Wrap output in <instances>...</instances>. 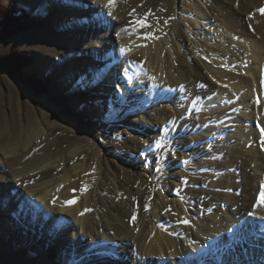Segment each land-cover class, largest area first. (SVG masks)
I'll list each match as a JSON object with an SVG mask.
<instances>
[{
    "label": "bare ground",
    "instance_id": "bare-ground-1",
    "mask_svg": "<svg viewBox=\"0 0 264 264\" xmlns=\"http://www.w3.org/2000/svg\"><path fill=\"white\" fill-rule=\"evenodd\" d=\"M211 1H214L215 7L217 8V12L215 11V13L211 10L208 11V6L206 7L202 0H183V9L180 12L181 20H184V22L188 26L191 25V27L203 25L210 17H214L216 20L215 22L221 24L219 27H216L217 30L213 31L216 33H214V36L206 35L203 37V40H189L190 44L195 43L196 45L193 53L195 52L197 56H204V60H206H202L201 63H196L197 60L194 61L191 59V62L186 53H184V59L179 57L178 60H175L172 58L168 48L169 39L167 36H165V39L161 40L152 39V37L156 36L157 32H159L160 21L166 20L169 22L164 29L172 31L176 39H181L179 47L184 49L187 48L184 39V31L186 30L182 28L176 17V9L171 8V4L174 0H115V4L111 8L108 6V0H82L81 8H85V12H83V15L81 14V29H77V31L73 33V36L67 37V41L75 50L73 51L75 55H72V58H75H70L71 63L66 67L67 71H71L69 85L73 84L77 88L79 86V88L81 87L89 91V93L95 92L96 94V92H99L98 88H100L96 81L98 77L91 76L93 74L90 73V71H88L87 74V71L83 72L82 69L95 68L97 70L96 73L99 74L101 72L102 76L105 70L104 67L107 65H105L106 62L102 63L101 56L96 55L93 49L98 47L101 48L97 46L98 44L107 46L106 49L110 54L107 56L109 60L108 64L111 65L112 71L115 72L114 65L119 61L118 68H121L120 72H124L123 74L129 83L126 84L129 85V87H131L132 84L131 79L134 71L136 76V80L134 79L135 84L144 82L146 85L145 87L149 88L148 91L150 93L147 94L146 102L150 99H154L156 96H164L167 92H171L175 87L174 82H180L179 80L175 81L174 77L179 76L180 79H182V83L185 82L184 85H187L191 78L192 80L194 78L193 82L196 83L194 92L191 93L190 96L185 97L186 94L183 95L177 103L181 113L176 115L177 112L175 111L171 114L166 110L155 111L154 109L147 110V115L145 114L143 118L148 121L150 120L152 123L155 121V124L161 125L160 127H163L165 132L168 126L172 128L179 125L178 121L181 119V116H186L188 112L193 111V113L197 114V116H195L196 122H198L197 124L201 125V123H204L209 137L210 135L218 137L222 136L224 133L227 135L232 133L226 140L217 144L219 150L217 151L216 159H212L202 165L201 163L194 164L199 167L198 169L200 170L205 168L210 169L201 175V178L205 179L206 182H211V186H208V188L202 191H198V189L193 191L190 189L189 192H186L183 190L193 179H191V175H186L185 172H187V170L196 171V167L193 169V166L191 167L188 164L187 166L185 162V168H183L182 171L176 172L177 176L181 178V181L171 182V184L166 183V186H161L163 190L154 198V201L150 202L147 199L149 196L147 195V197H144V194L146 189H149L147 193L151 194L154 183L148 186L143 175L141 173L138 175V173H136L135 170L133 171L126 162L120 161L121 163L118 164L119 169L113 178L111 176L113 173L111 175L108 174V170L104 172L106 174H102L100 166L102 159H100V153L92 147L81 144L78 149L71 150L70 148L72 145L68 144L69 141L58 140V137L55 138L57 134L55 130L61 128L68 130L70 126L73 127V125L75 129V125H79V123H73V125L69 126L67 125L69 123V118L67 116H62L59 119L53 120V122L47 126L49 127L48 130L50 134L44 136V132L38 130L40 126L39 121L31 118L28 125L21 124L18 116V107L12 118H7L5 114L0 113V146H2L1 150L3 151L0 156V164L2 165L0 169V193L3 196L4 193L8 192L6 188L4 190L6 186H15L17 190L33 193V202L31 200L29 201L31 203V208L30 205L26 207H29V210L27 209V213L29 214L27 220L31 225V222L36 220V217L39 216L40 220V217L43 215L38 213L36 202H39V205L44 203L45 207L51 212L55 222L62 219L61 214L63 213L74 221V225H77L80 231L73 229V237L83 234L82 236H85V239L83 238L84 240H81L79 246L76 245L77 247H72L75 248V250H70V247H67V256H65L67 261L70 260L71 262H75L73 261L74 257H70V255L75 254L78 259L77 264H94V260L91 257H86L87 255H100L99 257L102 259L105 258V254H117L118 251L115 252L116 245L125 246L127 249L125 243L128 241L132 244L131 249H129L132 253L130 254L131 257H133V264H136L137 254L142 262L144 260H151L153 257H157L158 259H163V257H165L168 259L169 256L183 257L186 262L190 261L192 257H188V252L194 251L197 253L198 248L201 246V250L199 251L204 253L206 242H212L214 240L210 238V235L205 236L199 234V227L192 224L190 208L195 206V194H201L199 196V206L203 212L201 217L204 224L209 225L213 231L220 232L226 229L225 222L221 225L212 220L210 216L215 214L220 221L224 219V216L222 217V212H224L229 218L230 223H232L238 222L240 218L247 217L248 215L250 216L249 212L254 209L252 214L253 218H256V216L257 218L262 217L264 221V205L261 204L258 205V207L256 205L260 186L264 184V182L263 180L260 184L252 182L257 178L258 173L264 171V132H262V129H264V13L257 11V9L263 8L264 0ZM154 4L156 6V11L151 14L155 25L153 31L150 32L152 34L151 37L148 36V38H140L138 40L134 38L119 39L116 44L117 46L114 48V52L110 53V41L120 36L123 31L122 25L125 23L130 25L134 24L131 25V30L143 31L146 26L141 27L139 21H144L145 23L148 20L147 17ZM58 5V2H56L54 8ZM88 5H91L90 10H92L94 14L92 16V24L96 26L94 29L91 27L86 28L83 24L86 16L88 17V14H86ZM99 6H102L103 12L100 18L105 19L104 13L111 12L109 17L113 20L110 22V27H105L102 20L99 19L98 14L101 13V11L98 10ZM75 24H78V21H75ZM247 25H252L254 33H250ZM208 27L211 29L213 28L212 24L208 25ZM135 30L133 32H137ZM234 35L241 36V40L238 41L233 38ZM125 48L129 50L122 51V49ZM73 52H71V54H73ZM50 54L52 53L50 52ZM85 56H87L88 59H85ZM129 61L134 67L132 71L128 69ZM200 64H202L210 76L216 80L215 82H212L214 80L213 78H211L213 80L210 81L206 79L205 75H202L200 72V66L202 65ZM239 64H241V67H237ZM59 69L62 70L63 68L60 67ZM114 75L113 73L111 80L108 78V81H111L112 84H114L113 81L116 80ZM98 76L100 80L104 78H102L100 74ZM159 82L165 85L161 87V89L157 88L156 90L154 86H157ZM134 88L137 90L140 86L136 85ZM184 89H186V86H184ZM131 90L125 89V93H122L123 96H121L120 92L119 98L124 100L126 94H130ZM130 96L132 97L133 95L130 94ZM51 97L52 96L48 98V102L52 99ZM129 100L127 101L132 102L130 97ZM84 101L87 103L91 102L90 99L81 98L77 106L81 107ZM114 101L115 99L112 101V106L116 105ZM197 101L201 106L197 104ZM132 104L133 102L131 105ZM53 109L54 107L52 104L48 103L44 106L42 118H46V115H51L52 112L61 111L59 107L52 111ZM82 110L83 112H81ZM232 110H236L235 113L232 112ZM81 111L83 118L92 121L93 117L88 118V113H84V107L81 108ZM241 111H243V113H241ZM239 118H245L249 122L252 118H255L253 120V127L250 126L253 131L250 132L244 125L239 124ZM100 119L101 117L97 116V120ZM183 125H185V123ZM183 125L181 127H183ZM260 125L263 126V128H261ZM191 126H187L189 130L193 129ZM187 127L184 126V128ZM257 128H261V130L259 129L258 132ZM196 140H198L197 145H200L206 142L208 138L199 135L193 137L192 141H186L184 139L177 143V145L181 146V149L176 148L177 152L180 154V160L186 161L187 158H185L183 148L194 143ZM227 140L231 141V145H229L230 143L228 144ZM30 142L32 143L31 149H26V145ZM62 143H67L69 150L62 153L59 149L57 151L58 153L55 152ZM199 147H201V145ZM35 149L38 151L42 150L47 154L37 158L36 162L32 164L31 162L25 163V160L28 159L29 156L35 154ZM129 152H132V150H129ZM90 153H92L93 158H90ZM136 154L138 155V152H136ZM81 155H85V159H79ZM108 160L110 161L112 159ZM252 172H254L256 176L253 177ZM216 173H219V177L215 179L213 176H215ZM119 176L120 178L122 176V182L125 184L126 190L124 189V193L116 182ZM85 184L88 185V190L82 191ZM62 185L63 187H61ZM110 185L113 186L110 187ZM172 186H174V191L178 194L177 196L180 199L187 195L189 198L191 197L192 200L189 202L182 201L180 203L176 199H171L170 197H166L167 195H163L165 191L172 192ZM56 187L60 189H57L58 191L55 192ZM106 188H111L112 195L115 194L116 197L119 195H128L129 200L123 201L120 199L121 201H116V198L107 197V201H104L101 197V192L106 191ZM72 189H76V191L73 192ZM52 192L54 194H52ZM73 197L78 198L74 206L64 203L66 200L72 199ZM21 199L25 201L24 198ZM100 199L101 205L107 208L106 212L100 209L96 211H85V209L92 208L91 210H93V208L99 207ZM134 199L140 201L139 206H135L136 203ZM3 200H5L4 197ZM11 200H13L14 203V198ZM8 201L10 200L7 198V200H5V209L7 211H12L14 205L12 207L11 203ZM18 203L20 202L16 203L17 209L22 210L24 215L25 208L20 209L21 205L19 206ZM145 205L153 207L152 216H160L163 220V230L160 225L158 226L155 222H152V216L150 218L148 216L149 214L145 215L142 211ZM135 210L140 211V214L137 215L138 212ZM192 211L195 212L194 210ZM80 213H83V215ZM160 213H162L165 218L161 217V215H159ZM133 215L136 216L135 222L132 221ZM12 217L14 218V216H11V218ZM11 218L9 217L8 220L13 223L14 221ZM185 219L189 221L188 224L182 223ZM19 221L20 220H18V222ZM14 224L15 223H13V225ZM15 226L17 228L19 227V231H27L26 235L31 234L30 229L28 230L31 226L24 229V223L22 222L15 224ZM50 227L48 228L49 230H51ZM51 228L52 231H55L56 227ZM244 228H247V235H252L254 231L258 230L257 226L253 224L249 226L248 223L245 227L243 224L241 225V231H244ZM42 230L44 229L40 224V228H38L37 231L35 230V232H41ZM234 231L235 230L228 235H233ZM259 231L264 233L262 228L259 229ZM56 236V234H53L52 237H47L49 246H44L45 241L40 242L43 237L37 236L36 239L38 244L33 245L39 246L43 248V250L45 248V250L51 254L54 250L53 245H56V241H54ZM230 237L231 236H225L223 239L220 237L213 242L217 244L219 249L217 257L218 255L222 257L220 254V248H223L221 241L225 240L226 242L227 240L228 242ZM121 242L124 243L121 244ZM64 246L66 248V244H64L63 247ZM126 249L123 248V250L127 251ZM222 250L229 254V256L239 255V258H244V251L240 242H237L236 246L232 249ZM253 251V253L256 254V248H253ZM255 254L252 256L253 259ZM212 255L213 254H211V256ZM62 256L63 255H61V258ZM217 257H215L214 260H216ZM46 258L45 256L44 259L47 260ZM219 259V262L222 263V259ZM245 259H247L248 263V258L246 257ZM66 262L63 261L61 264H67ZM197 262L201 264L198 257ZM112 263L114 262H107L104 264ZM151 264H153V262H151ZM159 264H163V260H161ZM235 264H239V262L237 261Z\"/></svg>",
    "mask_w": 264,
    "mask_h": 264
},
{
    "label": "rangeland",
    "instance_id": "rangeland-1",
    "mask_svg": "<svg viewBox=\"0 0 264 264\" xmlns=\"http://www.w3.org/2000/svg\"><path fill=\"white\" fill-rule=\"evenodd\" d=\"M56 2H58L59 5L54 8ZM202 2L205 4L206 7L208 6V11L211 10L214 13L215 11L217 12V8L215 7L214 1L202 0ZM81 5H82V0H0V8L7 9V8L16 7L26 12V16L23 17L20 21L14 23L7 30L6 35H4L0 39V105H2L0 106L1 107L0 113L5 114L7 118L10 117L12 118L14 117L16 113V108L18 107L19 108L18 116L20 118L21 124L28 125L31 118L39 121L40 126L38 130L44 132L45 134L44 136L50 134L48 130L49 127L47 126L50 123H52L53 120L59 119L62 116H67L69 118V123L67 124L69 126L73 125V123H79V125L78 124L75 125L76 126L75 129L73 125V127L70 126V129L68 130L62 128L55 130V132L57 133V134L55 133L56 134L55 138L58 137L57 138L58 140L69 141L68 144L72 145L70 148L71 150L78 149L81 146V144L85 146L89 145L90 147H92L94 150L100 153L101 156L100 159H102V162L100 164L102 174H106L104 172L105 171L107 172L108 170L107 172L108 174L111 175L113 173L111 175L113 178L119 169L118 164L121 163L120 161L126 162L133 169V171L135 170L136 173H138V175L139 173L143 175V178L147 181L148 186L151 183H154L152 188L153 190L151 189V194L147 193V190L149 189H146L145 194L146 193L147 194L146 195L144 194V197H147V195L149 196L147 199L150 202L154 201V198L158 194H160L161 190H163L161 189V186L162 187L166 186V183L171 184V182L174 183L181 181V178L177 176L176 172L182 171L183 168H185V160L183 161L180 160L179 158L180 154L179 152H177L176 148L181 149V146L177 145V143L180 142L181 140L183 141L184 139L186 141H192L193 137L202 135L208 138V140H206V142L204 143H201L200 144L201 147H199L200 145H197L198 140H196L194 141V143L187 145V147L183 148L185 158H187L186 165L188 164L191 167L193 166V169L196 167L195 168L196 171L187 170V172H185L186 175L189 176L191 175V179L192 178L193 179L190 181L189 185L186 186L183 190L186 192H189L190 189H192L193 191L197 189L198 191L199 190L202 191L203 189L208 188V186H211V182H206L205 179L201 178L202 173H205V171L210 169L205 168L200 170L198 169L199 167L195 166L194 164L201 163L202 165L209 162L212 159H216L217 158L216 154L217 151L219 150L217 144L226 140L227 137L232 133L228 135L224 133L222 136H218V137L216 136L218 139L214 135H210L209 137V134L206 132L204 123H201V125L197 124L198 122H196V117H195L197 116V114L193 113V111L188 112V115L186 114V116H181L180 117L181 119H179L178 121L179 125H176L175 127L172 128L168 126L169 131L167 128L166 130L167 132L166 131L164 132L163 127H160L161 125L160 126L156 125L155 121H153L154 123H152L150 120L148 121L147 119L143 118L145 114L147 115V110H154V109L155 111L166 110L168 113L171 114L174 113L175 111L177 112L176 115L181 113L177 103L180 101L183 95L186 94L185 97L190 96V94L194 92L195 89L194 87L196 86V83L193 82L194 78L193 80L191 78L188 84L184 85L185 82L182 83V79H180L179 76L174 77L175 81L179 80L180 82H174L175 87L174 89L171 90V92L169 91L170 93L167 92V94H165L166 96L165 95L159 97L156 96L154 99H150L146 102L145 100L147 94L150 93L148 91L149 88L145 87L146 85L144 84V82H142L144 85L142 83L135 84L136 76L134 74V71L131 79L132 84L131 87H129V85L126 84L128 83V81L123 74L124 72H120L121 68L120 67L118 68L119 61L115 63L114 65L115 72H113L111 69V65L108 64L109 60L107 56H109L110 54L109 51H107L106 49L107 46L98 44L97 46H100L101 48L98 47L93 50L96 53V55L101 56L102 63L106 62L105 65L107 66L104 67L105 70L102 76H101V72L99 73L102 78L103 77L105 78V80L104 78L100 80V77L98 76L99 74L96 73L97 70L95 68L92 69L84 68V70L82 69V71L83 72L87 71V74L88 71H90V73L93 74L91 76L98 77V80L96 81L97 84L100 86V88H98L99 92H96V94L95 92L89 93V91L84 90L81 87L79 88V86L77 88L73 84L70 85L68 84L71 71L70 70L67 71L66 67L67 65L69 66V64L71 63V59L75 58V57L72 58V55L73 56L75 55L73 52L75 50L73 49V46L70 45V43L67 41L68 40L67 37L73 36V33L76 32L77 29L78 30L81 29L80 25L82 23V15L83 12H85V8L84 9L81 8L82 7ZM262 7L264 8V6ZM90 8L91 5H88L86 9V14H88V17L86 16V19L84 20L83 24L85 25L86 28L91 27L94 29L96 27L94 26V24H92L93 21L92 16L94 14L92 10H90ZM171 8L176 9V15H177L176 17L180 22L182 28L186 30L184 31V36H185L184 39L186 41L187 48L184 49L179 47L180 46L179 44H181V39L179 38L176 39L172 31H168L164 29V27H166L169 22L166 20L160 21V29L158 30L159 32H157L156 36H153L152 39L154 38L156 40H161V39H165V36H167V38L169 39L168 48L172 55L171 57L174 58L175 60H178L179 57L184 59V53H186L187 56L190 58L191 62L192 60L194 61L197 60L196 63L197 62L201 63L202 60L206 61L204 60V56H200V55L197 56L195 52L193 53L194 48H196V45L195 43L190 44L189 40L190 39H192L193 41L198 39L203 40V37L206 35L214 36L215 32L213 31L217 30L216 27H219L221 24L216 23L214 17H210V19H208L206 23L204 22L203 25H199V26L197 25L191 27V25L188 26L184 22V20H181L180 17L181 16L180 12L183 9V0H174V2L171 4ZM98 10L101 11V13L98 14L99 19L102 20V23L104 24L105 27H110L109 26L111 24L110 22L113 19L109 17V13H106L107 15L104 13L105 19H103L100 18L102 17V13H103L102 6H99ZM155 11H156V6L154 4L151 7V12L149 14V16L150 15L151 16L147 17L148 22L147 21L145 22L146 27L143 29V31L135 30L138 33L133 32V30H131V25L134 24L130 25L125 23L126 25L125 24L122 25L123 31L121 32L120 36L110 41L109 44L110 45L109 47L111 49L110 53L114 52V48L117 46L116 44L118 43L119 39L134 38L138 40L140 38L141 39L148 38L147 33L152 32L155 25V22L153 21L151 14L154 13ZM75 21H78V24H75ZM211 24L213 26L212 29L208 27V25ZM247 26L250 28L249 29L247 27L250 33L251 32L254 33V29L252 25H247ZM233 38H235L238 41L241 40V36L239 35L238 36L234 35ZM50 52L52 54H50ZM71 52H73V54H71ZM13 55L17 56V59L22 60L21 62L26 63L25 66L22 67V69L18 72L10 70L6 66L7 64L6 60L9 59V56H13ZM85 59H88V57L85 56ZM60 67L63 69L62 70L59 69ZM237 67H241V64L237 65ZM128 69L129 71H132L134 69L133 64L130 63V61H129ZM200 70L202 75L203 76L205 75L206 79L210 81L214 79L206 71L203 65L200 66ZM111 72L112 74L113 73L115 74L114 78L116 80L113 81L114 84H112L111 81H108V78H110V80L112 78ZM215 81L216 80L214 79L212 82ZM136 85L140 86V88L137 90L134 88ZM164 85L165 84H160L159 82V84L157 86H154V88H156V90L157 88L161 89V87H163ZM184 86H186V89H184ZM102 87L104 88V92ZM124 88L128 89L129 91L131 89L134 90H131L130 93L133 95L132 97L128 93L126 94L124 100H122L119 97H120V92H121V96H123L122 93H125ZM50 96H52L51 97L52 99L49 100L48 102L47 100ZM129 97L132 99L133 102L132 105H131L132 102H129L130 101ZM81 98L90 99L91 102L87 103L84 101V104L81 105V107L77 106ZM114 99L116 105L112 106L113 105L112 101ZM48 103L53 105L54 109L52 111L56 110L57 107H59L61 111L52 112L51 115L50 114L46 115L47 117L43 119L42 118L43 108ZM198 105L201 106L200 104ZM83 107H84V113H88V118L93 117L92 121L82 117L81 112H83V110L81 111V108ZM235 111L236 110H232V112L234 113ZM241 113H243V111H241ZM97 116L101 117V119L97 120ZM243 119L242 118L238 119L239 124L244 125L245 128L249 129L250 132L253 131L251 129L253 127V120L255 118H252L250 122L247 121L245 118ZM185 120H187L188 122ZM184 123L185 125H183ZM182 125L183 127H181ZM184 126L185 127L191 126L194 130L193 129L189 130L188 129L189 127L184 128ZM261 128H263V126H261ZM261 128L259 129L261 130ZM157 141L160 142L162 147L160 148L156 147ZM228 144L231 145L230 140L228 141ZM31 146L32 143L30 142L29 144L26 145V149H31ZM1 147L2 146H0V156L2 155L3 152L1 150ZM59 149L61 150L60 152L62 153L69 150V148L67 147V143H62V145L58 147V149H56L55 152H57ZM129 150H132V152H129ZM34 152L35 154L29 156L28 159L25 160V163L31 162L32 164L33 162H36L37 158L45 156L47 154L42 150L38 151L36 149L34 150ZM136 152H138V155L136 154ZM89 155L90 158H93L92 153H90ZM79 159H85V155H81ZM108 159H112V160L109 161ZM1 166L2 165L0 164V169ZM197 169L200 171H198ZM252 174L253 177L256 176L254 172H252ZM263 174L264 171L258 173L257 178L252 182L256 184H260V182L262 183V180L264 182ZM213 177L215 179L218 178L219 173H216V175ZM121 178L119 176V179L118 181L116 180V182L118 186L121 187L122 189L121 191L124 193L126 188ZM112 186L113 185H110V187ZM5 188L6 191L8 192L4 193L3 196L0 193V264H61V262L63 261L66 262L67 259L65 258V256H67V247L68 248L70 247L69 248L70 250L71 249L75 250V248L72 247L79 246L81 240L85 239V236L84 237L82 236L83 234L73 237L74 236L73 229L80 231L79 227L77 225H74V221L64 213L61 214L62 219H59L57 222H55L54 221L55 219H53L51 212L45 207L44 203L42 205L41 204L39 205V202L38 203L36 202V208L38 209L37 210L38 213L40 215L42 214L43 215L42 217H40V220H39V216L36 217V220L31 222L32 223L31 225L30 222L27 220L29 217V214L27 213L29 207L28 208L26 207L30 205L31 208V203L29 201L31 200L33 202V197H32L33 193L24 192V190H19V189L17 190L15 186H11V187L6 186L4 187V190ZM171 188H173L172 192L165 191L163 195L165 196L167 195L166 197H170L171 199H176L180 203L182 201L189 202L192 200V198L191 197L189 198V196L187 195L181 198L182 199L181 200L177 196L178 194L174 191L175 190L174 186H172ZM57 189L59 190L60 188L56 187L55 192L58 191ZM52 194L54 193L52 192ZM200 195L195 194L196 203L194 207L190 208V212L192 217V224L194 226L199 227L198 233L205 236L210 235V238L214 239L212 242L209 241L206 242V248L204 247V253H201L199 251L201 250L200 248L201 246L198 248L197 253H195L194 251L188 252L189 255L188 257L190 258L192 257L191 260L188 262H186L183 257H174V256H169L168 259L165 257H163V259H158L157 257H153L151 260H144L142 262V260L139 258V255L136 253L137 254L136 264H151V262H153V264H159L161 260H163V264H179V262L180 264L181 262L182 264H198L197 257L200 259L201 264H235L237 263V261L239 262V264L240 263L264 264V233L259 231V229L261 228L264 230V221L262 220V217L257 218L256 216V218L255 217L253 218L252 214L254 209H252L249 212L250 216L248 215L247 217L240 218L238 219V222L230 223L229 218L224 214V212H222V217L224 216V219L220 221L218 220L216 215L213 214V216L210 215L212 220H214L216 223H219L221 225H223L225 222L226 225V226L224 225L226 228L225 230H222L220 232L213 231L211 230V227L209 225L204 224L202 220L201 215L203 214V212L201 211V208L199 206ZM121 196L122 195L116 197L115 194L112 195L111 188H106V191L101 192V197L104 201H107V197L116 198V201L129 200L128 195H123L122 197ZM3 197L5 198V200H7V198L10 200L8 202L11 203L12 207L14 205L12 211L11 210L7 211L5 209L6 202L5 200H3ZM12 198H14V203L13 200H11ZM21 198H24L26 202L23 201V199ZM257 199L258 200L256 205L258 207V205H261L259 202V192ZM17 202H20L18 203L19 206L21 205L20 209L25 208L24 215L22 210L17 209L16 206ZM134 202L136 203L135 206L140 205V201L138 199L136 200L134 199ZM75 204H72V206H74ZM101 204L102 203L100 199V206L95 209L93 208V210L91 211H96L100 209L106 212L107 208L102 206ZM148 207H147L148 210L146 209V207H144L142 211L145 213V215L149 214L148 216L151 218L154 209H152L153 207H149V208ZM192 210H194L195 212H193ZM136 212H138L137 215L140 214V211H136ZM159 215L165 218V216L162 213H160ZM11 216H14V218L13 217L11 218ZM9 217L14 221L13 223L15 224L21 222L24 223L23 226L24 229H27L28 227L31 226V228H28V230L30 229L31 234L26 235L27 231L25 232L19 231V227L17 228L15 224L13 225V223L9 222L8 220ZM17 219L20 221L18 222ZM152 222H155V224L158 226L160 225L161 229L163 230L164 228L163 227L164 225L162 226L163 220L160 218V216H152ZM247 223L249 226H251V224L257 226L258 230L254 231L252 235H247L246 234L247 228H244L245 230L241 231V225L243 224L245 227ZM40 224L44 230H42L41 232L40 231L35 232V230L37 231V229L40 228ZM50 225L51 227H56L55 231H52ZM49 227L51 230L48 229ZM233 230H235L234 234L228 235L231 232L233 233ZM53 234H56L57 236L56 239H54V241H56V245H53L54 250L51 254H49L45 250V248L43 250V248L33 245V244L36 245L38 244V241L36 239L37 236L40 237L42 236L43 238L42 240H40V242L45 241L44 246L45 245L49 246L48 245L49 240L47 239V237H52ZM225 236H231V237L229 238L228 242L227 240L226 242L225 240L221 241L223 248H220L221 249L220 254L222 257H220L219 255L217 257V254H219V249L217 247V244L213 242L215 241V239H218L220 237L221 239H223V237ZM236 241L240 242L243 247L244 258L243 257L239 258L240 257L239 255L229 256V254L223 252L224 250H222V249L234 248V246H236L237 243ZM63 243L66 244V248L65 246L63 247L64 245ZM123 243L124 242H121V244ZM125 244L127 245V249L125 248V246L116 245L115 252L118 251L117 254L116 253H109L108 255L105 254L104 256L105 258L102 259L101 257H99L100 255L94 256L93 254L89 256L87 255L86 257L88 258L91 257L94 260V261L92 260L94 264H104L107 262H114L112 264H133L132 262L133 257H131L132 253L130 252L132 244L129 241L126 242ZM123 248L126 249L127 251L123 250ZM253 248H256V254L253 253L254 252ZM211 254L213 255L211 256ZM254 254L255 257L253 259L252 256ZM61 255H63L64 257L62 256L61 258ZM45 256L47 257L46 258L47 260L44 259ZM245 256L249 260L248 263H247V259H245L246 258ZM70 257L72 258L74 257L75 260L73 259V261L75 262H71L70 260H68L66 263L77 264L78 261L77 255L72 254L70 255ZM215 257H217L216 260H214ZM219 258L222 259V263L219 262L220 260Z\"/></svg>",
    "mask_w": 264,
    "mask_h": 264
},
{
    "label": "trees",
    "instance_id": "trees-1",
    "mask_svg": "<svg viewBox=\"0 0 264 264\" xmlns=\"http://www.w3.org/2000/svg\"><path fill=\"white\" fill-rule=\"evenodd\" d=\"M26 16V12L22 9L12 7V8H0V39L6 35L7 30L16 22L20 21ZM17 59V56H9L6 60V66L15 72H18L25 66V62Z\"/></svg>",
    "mask_w": 264,
    "mask_h": 264
},
{
    "label": "snow or ice",
    "instance_id": "snow-or-ice-1",
    "mask_svg": "<svg viewBox=\"0 0 264 264\" xmlns=\"http://www.w3.org/2000/svg\"><path fill=\"white\" fill-rule=\"evenodd\" d=\"M114 4H115V0H108V6H109L110 8H111L112 6H114ZM133 11H134V10H133ZM257 11H260V12L264 13V8L257 9ZM109 15H111V12H109ZM139 24H140L141 27H145V26H146V24L144 23V21H139ZM134 30H135V29H133V31H134ZM147 35H148L149 37H151L152 34H151V33H147ZM126 50H129V49H127V48L122 49V51H126ZM262 132H264V129H262ZM156 147H157V148L162 147V145L160 144L159 141L156 142ZM185 162H187V161H185ZM61 187H63V186H61ZM87 190H88V185L85 184L84 187H83V189H82V191H87ZM72 191L75 192L76 189H72ZM77 200H78L77 197H73L72 199L66 200L64 203L67 204V205H72V204H75V203L77 202ZM53 202H55V201H53ZM259 202H260V204L264 205V184H262V185L260 186ZM145 207H146V209H147L148 206L146 205ZM85 211H91V209H85ZM80 214L83 215V213H80ZM135 220H136V216L133 215V216H132V221L135 222ZM182 223H184V224H188L189 221H188L187 219H185V220L182 221Z\"/></svg>",
    "mask_w": 264,
    "mask_h": 264
}]
</instances>
